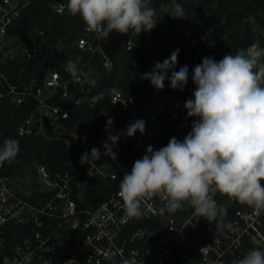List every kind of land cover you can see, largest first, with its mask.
Returning a JSON list of instances; mask_svg holds the SVG:
<instances>
[{
  "label": "trees",
  "instance_id": "obj_1",
  "mask_svg": "<svg viewBox=\"0 0 264 264\" xmlns=\"http://www.w3.org/2000/svg\"><path fill=\"white\" fill-rule=\"evenodd\" d=\"M26 1L27 6L21 10L14 23L7 27V37L3 46H0V146L5 138H13L19 141L20 149L14 161L0 165V178L10 181L23 177L18 192L41 194V197L45 198L48 192H44L39 185L37 168L45 166L51 175L56 172L72 175L83 168L79 158L85 152L90 153L91 145H96L94 140L101 136V128L109 118L113 120V128L123 127L119 139L123 150L113 149L117 160L111 161L102 154L97 162L101 165L107 163V167L103 168L105 171L118 172L122 171L120 163L135 162L137 158L130 150V138L123 135L130 123L126 124L130 114L122 110L120 104L112 102V94L120 91L126 97H133L136 105L141 107L149 104L158 91L148 80L142 79L143 74L152 71L155 64L140 68L133 66L134 61L138 58L144 59L145 54L138 47L125 49V39L130 32L120 34L113 31L105 39L95 32H86L81 17L71 15L67 7L62 13L55 10L56 2L66 6L68 0ZM177 2L183 6V18L175 17L172 0H150V6L156 10L157 20V25L150 32L152 41L157 46L159 62L162 63L173 51L179 49L176 70L188 66L187 82L192 80V69L200 64L204 57L219 61L226 54L235 55L239 49H246L254 42H259L260 46L264 47V0ZM143 33H134L136 42L141 41ZM81 38L88 41V45L83 49L78 47ZM69 60L76 62L84 73L79 76L78 82H74L75 77L64 70ZM107 60L111 63L110 68L104 65ZM89 70L98 77V85L90 91L82 92V80ZM48 73H58L61 81L67 82L68 96L63 97L60 91L54 92L46 98L47 106L57 107L62 113H67L68 117L62 120L49 117L52 118L51 123L55 124H49L44 130H39L32 124L41 113L33 92L37 89L46 91ZM9 85L19 90L28 86L32 93L25 94L22 101L17 103ZM98 93H103L104 97L93 107L89 102L90 98ZM77 99L80 102H77ZM20 127L30 130V133H20ZM76 131L91 134L92 144H76L72 137ZM80 177L83 183L79 190L84 193V200H79L80 204H98L107 195V189L113 187L98 173L86 182L85 170ZM72 186L75 188V182ZM216 198L220 205L227 206V215L223 218L225 224L234 222L237 212L254 208L234 199L230 201L228 196L219 192ZM192 210L186 205L174 215L181 220ZM261 217L264 221V210H261ZM158 226L157 220L139 219L130 223V249L143 250L151 246L152 241L159 237L156 233ZM0 231V235L8 243L30 236V231L10 223L1 226ZM137 232H140V236L131 242ZM225 233L230 236L234 234L228 229L215 230L214 223L210 225L206 219L201 218L197 228L191 232L187 244H169L171 253L167 264H202L203 256L198 251L199 246L206 241L223 237ZM252 249L263 250L255 246L249 236L243 235L240 244L232 246L225 253L223 264H231L233 260L243 258ZM8 252L9 248H5L2 255ZM109 264L121 262L113 261Z\"/></svg>",
  "mask_w": 264,
  "mask_h": 264
},
{
  "label": "clouds",
  "instance_id": "obj_2",
  "mask_svg": "<svg viewBox=\"0 0 264 264\" xmlns=\"http://www.w3.org/2000/svg\"><path fill=\"white\" fill-rule=\"evenodd\" d=\"M66 7L71 15L81 17L86 30L105 39L113 31L139 35L157 25L156 10L150 6V0H68ZM172 8L176 18L185 16L177 0H172ZM178 55L176 49L162 63L157 61L142 79L148 80L157 91L164 88L166 80L172 90L182 91L189 68L185 65L176 70ZM64 70L72 77L81 76L74 61H67ZM192 82L193 98L184 104L187 116L197 118L191 131L183 141L172 137L158 150L149 145L143 157L120 180L119 195L129 217L143 215L144 198L160 196L165 199L161 215L174 214L187 205L198 219L214 223L215 230L234 232L238 229L233 222H223L227 206L217 204L215 193L264 210V47L254 42L219 61L204 57L192 69ZM97 85L98 77L89 70L82 80L81 91H90ZM103 97V93H98L89 102L94 107ZM112 126L113 120L109 118L106 131ZM145 131V121L138 119L127 125L123 135L130 138ZM120 136L109 134L103 144V155L111 161L117 160L113 148ZM19 151L18 140L5 138L0 146V165L14 161ZM100 158V150L93 147L90 153L81 155L79 162L91 166ZM105 167L106 162L98 171ZM136 257L137 253L132 252L130 258H122L121 264H138ZM72 262L75 261L66 264ZM231 264H264V250H249Z\"/></svg>",
  "mask_w": 264,
  "mask_h": 264
},
{
  "label": "built area",
  "instance_id": "obj_3",
  "mask_svg": "<svg viewBox=\"0 0 264 264\" xmlns=\"http://www.w3.org/2000/svg\"><path fill=\"white\" fill-rule=\"evenodd\" d=\"M26 6V0H0V46L7 37V27L14 23ZM54 8L58 13H62L66 6L56 2ZM85 31L90 32L86 28ZM152 39L151 32H144L140 42H136L134 33L130 32V35L126 36L125 49L138 47L145 54L144 59L138 58L134 61L135 68L152 65L158 61L157 46ZM87 45L86 38L78 41L79 48L83 49ZM104 65L106 68L111 67L109 60ZM73 80L78 82L80 77ZM9 88L17 103L22 101L25 94L32 93L28 86L23 90L13 85H9ZM45 88L54 92L60 91L63 97L68 96L67 82H62L58 73L50 74ZM194 90L192 80L187 82L182 91L172 90L169 81L166 80L164 88L157 92L153 100L141 107L136 105L133 97H126L120 91L112 94V102L120 104L122 110L130 114L126 124L138 119L145 121V133L141 135L137 132L130 137V150L137 160L143 157L149 145L158 150L166 146L172 137L183 141L191 131V124L197 119L188 117L184 107L185 101L193 98ZM33 95L39 102V110L48 109L47 116L60 120L68 117L67 113H62L57 107L47 106V97L43 96V90L37 89ZM25 129L20 127L19 132L30 133V130ZM122 129L123 127L119 129L112 127L106 131V124L103 125L101 136L94 140L96 145H91L92 136L86 132L77 133L75 137V134H72V137L76 144L91 145L90 149L93 147L99 149L102 157L103 144L107 142L108 135L121 133ZM113 149L122 151L123 145L118 141ZM133 163V161L129 164L120 163L121 172L103 169L98 171L101 163L96 161V164L91 166L84 164L83 168L72 175L59 172L51 175L45 166H39L37 168L39 185L44 192H48L45 198H42L41 194L11 192L4 182L9 180L0 178V227L10 223L30 231V236L21 241L14 240L13 243H8L0 231V264H66L70 260L75 261L72 264H109L113 261L121 262L122 258H130L132 252L137 253L138 264H167L171 253L169 244H187L191 232L197 228L201 218L198 219L193 210L181 220L167 212L161 215L160 210L164 207L165 199L160 196L144 198L141 203L143 215L129 217L119 195V183L124 174L131 171ZM84 170L85 182L92 180L98 173L113 185L107 189L105 198L96 205L79 203V200L82 202L84 200V193L79 190L83 183L80 174ZM101 171L104 172L103 175L100 174ZM73 182L75 188L72 186ZM217 193L214 199L219 204ZM139 219L157 220L159 226L156 233L159 237L143 250L130 249L128 235L130 223ZM233 223L238 229L234 231L233 236L225 233L223 237L206 241L199 246L198 251L203 256L202 264H223L225 253L232 246L240 244L243 235L249 236L255 246L264 250V221L261 209L254 207L246 212H237V218ZM139 236L140 232H137L131 238V242ZM5 248H9V252L2 255Z\"/></svg>",
  "mask_w": 264,
  "mask_h": 264
},
{
  "label": "rangeland",
  "instance_id": "obj_4",
  "mask_svg": "<svg viewBox=\"0 0 264 264\" xmlns=\"http://www.w3.org/2000/svg\"><path fill=\"white\" fill-rule=\"evenodd\" d=\"M3 44H2V46H3ZM50 74L51 73H48L47 74L46 80L49 78ZM53 92H54V90H49V89L46 88V91L44 92V95L43 96L48 97L49 95L53 94ZM40 112H41L40 114L43 115V116H41L40 114H38V116L34 119V121L32 123V124H34V126L37 129L44 130L47 125H49V124H55V123H51L52 118H49V116L47 117V115H45V114L48 113V109H44V110H42ZM77 133H80L81 134V133H83V131H79V132L76 131L74 133L75 134L74 137L76 136ZM57 135L58 134H56V136ZM56 138H58V137H56ZM22 180H23V177H19V178H15L13 180L4 181V182H6V184L8 185V187H9V189H10L11 192L17 193L18 188H19L20 183L22 182ZM20 193H25V192H20Z\"/></svg>",
  "mask_w": 264,
  "mask_h": 264
}]
</instances>
